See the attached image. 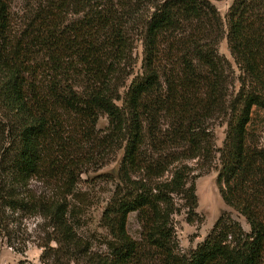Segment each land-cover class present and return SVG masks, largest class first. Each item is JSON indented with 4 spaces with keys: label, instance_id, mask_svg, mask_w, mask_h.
I'll return each instance as SVG.
<instances>
[{
    "label": "trees",
    "instance_id": "16d2710c",
    "mask_svg": "<svg viewBox=\"0 0 264 264\" xmlns=\"http://www.w3.org/2000/svg\"><path fill=\"white\" fill-rule=\"evenodd\" d=\"M120 150L94 249L77 185ZM192 160L218 163L219 196L249 230L224 212L185 254L172 217L197 216ZM6 212L48 220L39 264H264V0H233L224 21L211 0H0V235Z\"/></svg>",
    "mask_w": 264,
    "mask_h": 264
},
{
    "label": "rangeland",
    "instance_id": "374dc122",
    "mask_svg": "<svg viewBox=\"0 0 264 264\" xmlns=\"http://www.w3.org/2000/svg\"><path fill=\"white\" fill-rule=\"evenodd\" d=\"M232 1L211 0L223 21ZM141 52V43L137 41L133 52L136 59L133 75L140 72ZM217 52L231 64L233 77L236 79L239 71L229 54L225 38L218 44ZM130 79L131 77L128 79L127 84ZM236 89L237 82L235 81L232 91L234 92ZM106 123L105 117H100L97 122V128L104 129ZM209 126L214 133L215 147L220 148L225 136L226 125L223 120L215 118L210 121ZM121 156L122 150L118 151L113 160L108 161L105 165L83 174L77 185V193L83 199L80 226L77 232L92 241L94 249H98L99 241L106 235L104 228L100 225V217L116 182ZM186 164L192 169L189 182H193L195 188L197 198L195 213L197 216L192 222H188L185 210L182 208L173 215L172 223L178 250L187 254L195 249L210 232L217 218L224 212H227L233 220L237 221L244 232H248L249 228L244 219L225 206L219 196L215 182L217 175L215 167L218 166V163L215 162L211 168L202 165L201 161L196 160L188 161ZM28 190L30 194L36 197L48 198L52 196L50 186L35 179H32L29 183ZM175 201L178 205L181 203L177 198ZM6 215L5 233L0 235V264H17L21 260L39 264V255L42 249L38 245L47 243L53 233L48 225V220L37 213L6 212ZM126 228L132 238H138L139 225L137 224L135 213L128 215ZM49 245L54 246V243L50 242Z\"/></svg>",
    "mask_w": 264,
    "mask_h": 264
}]
</instances>
